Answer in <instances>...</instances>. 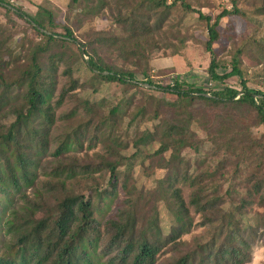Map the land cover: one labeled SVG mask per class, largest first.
Segmentation results:
<instances>
[{
    "label": "trees",
    "instance_id": "16d2710c",
    "mask_svg": "<svg viewBox=\"0 0 264 264\" xmlns=\"http://www.w3.org/2000/svg\"><path fill=\"white\" fill-rule=\"evenodd\" d=\"M96 1V11L111 2L124 10L126 37L123 47L132 49L133 55L144 60L148 59L145 55L148 40L154 34H161L175 8L196 15L205 23L208 33L203 46L210 56L209 79L223 83L236 77L241 90L225 87L219 92L205 93L177 80L162 87L150 81L146 74H142L146 81L141 84L134 80L133 73L112 69L95 58L87 46L81 44L79 47L67 28L63 36L54 32L57 28L55 15L49 9L40 6L32 17L11 6L7 0H0L7 24H0V264H159L160 257L169 254L165 264H246L254 233L247 231L245 221L231 229L225 217L232 214L234 204L242 210L252 207L256 197V203L264 207V135L257 138L253 133L254 129H264V92L248 88L238 57L233 58L229 73L219 75L217 71L221 66L214 45L222 38L218 31L222 20L252 19L238 7V0H230L232 9L222 10L214 19L192 8L186 0L170 3L167 0ZM258 2V6L253 7V15L264 18V0ZM12 16L28 24L40 40H24L27 47L22 43L18 45L13 40L16 24ZM180 44L184 48L185 40H180ZM254 45L257 57L264 62V48L257 42ZM79 62H84L99 81L142 92L144 103L135 116H129V122L139 125L138 120L148 116L150 128L142 133L160 142L158 150L148 159L159 158L158 167L165 171L148 194L159 202L173 201L181 210L167 235L145 229L144 220L138 217L128 191L127 170L119 171L124 161L147 159L142 157L138 140L133 141L136 152L129 160L115 150L121 148L113 131L115 123L124 120L127 109L117 105L108 113L101 111L93 123L92 119L80 121L75 116L87 112L91 105L71 96L72 109L56 118V112L76 87L72 71ZM61 66L67 82L56 98ZM43 75H46V86L37 84ZM158 92L175 96L177 103L172 105L153 95ZM183 102H188L192 108L199 102H206L220 110H244L252 124L242 125L230 117L218 116L216 127L208 129L192 111V120L202 125L206 133L204 140H199L177 109ZM166 111L172 113L171 118H165ZM58 119L64 121L67 128L54 136ZM103 137L110 141L112 147L108 148L114 162H101L92 168L80 166L76 158L64 159L73 150H81L84 141L88 142L89 149H94ZM51 143L54 144L52 153ZM204 145L211 159L216 160V170H204L194 176L196 169L183 153L191 150L200 155ZM165 154H169L166 159L163 158ZM48 156L55 159V166L42 165ZM199 163L202 165L204 159ZM226 166L230 167L233 180L242 179L245 185L251 184L247 194L252 201H234V190L229 187L224 193H207L208 181ZM99 173L109 175L106 188H90L87 196L76 191L74 185L79 177ZM245 174L249 175L245 177ZM40 177L48 180L39 182ZM119 185L128 194L127 199L117 214L102 224L100 217L110 209ZM184 186L190 190L188 206L203 217L202 226L212 229L207 241L195 239L188 245L182 240L195 226L181 194ZM27 188L33 189V200L26 194ZM257 225L264 235V213ZM226 230L229 235L220 242Z\"/></svg>",
    "mask_w": 264,
    "mask_h": 264
},
{
    "label": "rangeland",
    "instance_id": "374dc122",
    "mask_svg": "<svg viewBox=\"0 0 264 264\" xmlns=\"http://www.w3.org/2000/svg\"><path fill=\"white\" fill-rule=\"evenodd\" d=\"M11 6L20 9L23 13L32 17L36 16L39 7L43 6L55 15L54 32L63 36L64 29L71 31L77 40L79 47L85 45L92 52L95 58H98L106 66L121 72H131L134 74V80L143 83L146 81L142 74H146L149 80L159 86H167L172 84L174 80L185 83L187 86L202 89L207 92H219L225 87L241 90L239 80L234 77L225 80L223 83L213 82L209 79L207 68L210 63V56L205 52L204 42L208 39V33L204 22L197 19L196 15L186 14L181 8H175L170 19L164 26L161 34H154L149 41V47L145 51L148 59H142L132 54V49L123 47V40L126 37L125 24L126 13L115 2L109 3L106 7L96 11V0H7ZM132 0H128L131 2ZM172 0H167L170 3ZM192 8L200 10L203 14L215 18L222 10L232 9L230 0H186ZM258 0H238V7L245 11L246 15L252 20L240 19H224L219 25L218 31L222 34L220 41L214 45L220 68L217 73L223 75L229 73L233 66V58L238 57L240 60V68L245 72L247 86L251 90L264 92V62L261 61L255 53V42L264 48V18L255 17L253 15V7H257ZM16 28L13 29L14 41L19 44L28 46L27 42L39 41L40 38L34 33L28 24L17 17L12 16ZM0 24L5 25L4 10L0 8ZM7 25V24H6ZM9 25V24H8ZM153 39L152 43H150ZM185 40V47L182 48L180 40ZM24 40H27L25 42ZM143 44V43H141ZM152 44V45H151ZM178 54H175L177 51ZM83 54V51H82ZM96 54V55H95ZM87 61V58H84ZM64 67L61 66L58 72V85L56 98L60 90L65 88L67 77L64 75ZM72 79L75 81V89L70 92L64 104L56 112V118L67 114L73 107L71 96H76L79 100L89 102L91 107L84 114L75 116L80 121L92 119V123L97 120V115L101 111L108 113L110 109L117 105L126 108V117L121 123L116 121V127L113 130L116 137L120 140L121 148L115 150L123 156V158H131L136 152L133 141L138 140V148L142 151L144 160H131L130 162H122L119 171L127 170L129 177L128 191L132 196L135 211L139 218H143L145 229L153 231L163 236L167 235L170 228L174 226V220L178 219L181 214L180 208L173 201L159 202L153 199L148 192H152L158 179L165 175V171L158 167L159 158L148 159V156L158 150L160 142L153 141L149 135L142 132L150 128L148 116L143 120H138L139 125H131L129 116H135L139 107L144 103L142 92L135 89H128L116 84H108L93 77V74L86 67L84 62L77 63L72 71ZM46 75H43L38 81V85L46 86ZM67 88V87H66ZM148 94H152L147 91ZM157 98L174 105L177 98L171 94L162 92L154 93ZM182 113V118L189 124L192 132H195L196 138L204 140L206 133L202 125L195 117L204 122L205 128L216 127L218 116L228 119L229 117L242 125H251L250 119L245 117L244 110H220L214 105L199 102L194 105L186 103L179 104L177 108ZM164 110V108H162ZM177 110V111H178ZM178 111V112H179ZM167 112V111H166ZM169 119L172 117L171 112L164 115ZM253 116V115H252ZM71 125V124H69ZM67 124L62 120L55 122L53 135L57 136L66 130ZM257 138L264 135V129L257 128L253 130ZM103 137L97 141L94 149L88 148L87 143H83L81 150H73L74 152L64 156V159L76 158L80 166L98 167L101 162H114L113 153L109 151L110 141ZM140 141V142H139ZM54 144L51 143L50 153L53 152ZM207 145L201 147L200 155L195 154L191 150H186L183 156L191 162L196 172L194 176L202 171L216 170V160L211 159L210 151ZM169 154L163 155L168 158ZM210 156V157H209ZM204 159L201 165L200 160ZM143 161V162H142ZM43 166L48 168L55 166V159L48 156L43 161ZM251 173V171H249ZM249 174H245L247 177ZM109 175L103 173L87 175L79 177L76 185L77 192L88 195L89 189L97 187L101 190L106 188ZM47 177H40L39 182H46ZM121 182V181H120ZM208 194L224 193L226 189L232 188L234 193L232 198L234 201L245 199L250 200L247 190L251 186L245 185V182L239 179H232V171L226 166L225 170L220 171L217 176L208 181ZM40 188V186H38ZM26 194L33 200V189L27 188ZM181 194L188 210V214L193 218L194 228L191 232L182 237V240L188 245H192L195 239L207 241L210 238L211 228L202 226L203 217L194 213L193 209L188 206L190 190L188 187H181ZM100 194H98L99 196ZM128 194L125 193L120 185L118 186L117 196L113 201L110 209L100 221L102 224L112 219L117 211L121 208L123 201L127 199ZM130 196V195H129ZM257 197L254 198V205L242 210L240 206L234 204L232 214L225 217V222L229 224L231 229H235L241 221H245L251 234L252 247L249 260L246 264H264V235L257 229L258 219L264 213V207H260L256 203ZM244 218V219H243ZM252 228V229H251ZM256 232V233H255ZM252 233V232H251ZM229 235V230L223 232L220 242H224ZM171 255H163L160 257L159 264H165Z\"/></svg>",
    "mask_w": 264,
    "mask_h": 264
}]
</instances>
